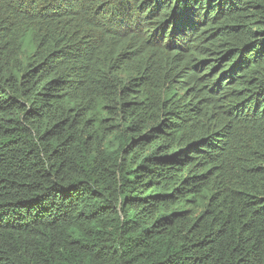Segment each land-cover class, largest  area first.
Listing matches in <instances>:
<instances>
[{
  "label": "trees",
  "instance_id": "1",
  "mask_svg": "<svg viewBox=\"0 0 264 264\" xmlns=\"http://www.w3.org/2000/svg\"><path fill=\"white\" fill-rule=\"evenodd\" d=\"M0 264H264V0H0Z\"/></svg>",
  "mask_w": 264,
  "mask_h": 264
}]
</instances>
